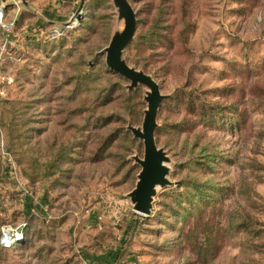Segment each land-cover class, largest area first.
<instances>
[{
    "label": "rangeland",
    "instance_id": "1",
    "mask_svg": "<svg viewBox=\"0 0 264 264\" xmlns=\"http://www.w3.org/2000/svg\"><path fill=\"white\" fill-rule=\"evenodd\" d=\"M0 23V264H264V0H125L120 58L162 99L167 161L148 213L141 169L149 89L106 64L113 0H18Z\"/></svg>",
    "mask_w": 264,
    "mask_h": 264
},
{
    "label": "water",
    "instance_id": "2",
    "mask_svg": "<svg viewBox=\"0 0 264 264\" xmlns=\"http://www.w3.org/2000/svg\"><path fill=\"white\" fill-rule=\"evenodd\" d=\"M113 1L118 6L119 19H123L124 27L121 31L115 32L109 46L105 49L106 64L115 72L129 79L131 87L143 84L149 89L145 97L147 108L144 111L141 128L129 126L133 135L142 139L144 145L143 157H136V161L140 164L141 169L137 175L135 187L129 195L135 210L148 213L156 187L164 185L167 182L165 177L168 172V167L165 164L167 157L161 148H157L153 135L156 126V111L162 95L157 83L149 75L128 66L121 60V51L132 38L135 30V15L125 0ZM9 3H18V0H9ZM6 4L0 0V8L2 10L5 9ZM81 7L82 0L71 21L81 17Z\"/></svg>",
    "mask_w": 264,
    "mask_h": 264
},
{
    "label": "built area",
    "instance_id": "3",
    "mask_svg": "<svg viewBox=\"0 0 264 264\" xmlns=\"http://www.w3.org/2000/svg\"><path fill=\"white\" fill-rule=\"evenodd\" d=\"M5 12L0 8V23L3 24ZM26 238V222L19 223L15 226L5 225L0 229V247L3 249L13 248L17 243L24 241Z\"/></svg>",
    "mask_w": 264,
    "mask_h": 264
},
{
    "label": "trees",
    "instance_id": "4",
    "mask_svg": "<svg viewBox=\"0 0 264 264\" xmlns=\"http://www.w3.org/2000/svg\"><path fill=\"white\" fill-rule=\"evenodd\" d=\"M22 243H23V241L20 242V243H17L14 247H18V246H20Z\"/></svg>",
    "mask_w": 264,
    "mask_h": 264
}]
</instances>
